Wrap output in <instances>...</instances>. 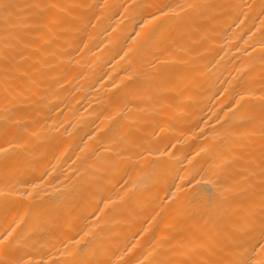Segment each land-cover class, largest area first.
Listing matches in <instances>:
<instances>
[{
  "label": "bare ground",
  "instance_id": "1",
  "mask_svg": "<svg viewBox=\"0 0 264 264\" xmlns=\"http://www.w3.org/2000/svg\"><path fill=\"white\" fill-rule=\"evenodd\" d=\"M0 3V262L230 264L261 240L264 0Z\"/></svg>",
  "mask_w": 264,
  "mask_h": 264
},
{
  "label": "snow or ice",
  "instance_id": "2",
  "mask_svg": "<svg viewBox=\"0 0 264 264\" xmlns=\"http://www.w3.org/2000/svg\"><path fill=\"white\" fill-rule=\"evenodd\" d=\"M10 5L5 3H0V9L7 11ZM39 7V5H35ZM141 7V6H134ZM159 15H165L163 11ZM158 17L155 14H151L148 17L144 18L143 24L141 27L148 25L152 21L156 20ZM4 149L0 148V152H3ZM262 183H264V177H262ZM264 195V192H262ZM261 240L254 244L251 249H243L239 251L237 257L230 262V264H264V208L261 211ZM12 236L11 232H8L7 235L0 236V254L6 253L12 246V241L9 240V237ZM0 264H5V262H0ZM6 264H20L19 261L11 260L7 261Z\"/></svg>",
  "mask_w": 264,
  "mask_h": 264
}]
</instances>
